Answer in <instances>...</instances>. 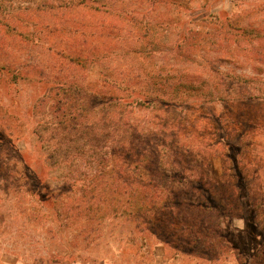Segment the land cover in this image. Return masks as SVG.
Returning a JSON list of instances; mask_svg holds the SVG:
<instances>
[{"label": "rangeland", "instance_id": "obj_1", "mask_svg": "<svg viewBox=\"0 0 264 264\" xmlns=\"http://www.w3.org/2000/svg\"><path fill=\"white\" fill-rule=\"evenodd\" d=\"M139 1L147 27L0 8V264H264V65L241 50L264 48V0ZM230 23L247 32L232 55L209 41ZM190 80L181 106L117 104ZM120 149L171 207H113L114 172L99 175L94 153ZM91 178L99 198H82Z\"/></svg>", "mask_w": 264, "mask_h": 264}, {"label": "trees", "instance_id": "obj_2", "mask_svg": "<svg viewBox=\"0 0 264 264\" xmlns=\"http://www.w3.org/2000/svg\"><path fill=\"white\" fill-rule=\"evenodd\" d=\"M132 1L133 0H29V6H31L36 11L50 12L53 15H59V14L65 15L67 13H70L76 10H80V11L87 10V11H93L95 13H100V14H110V15L115 14L119 16L122 20L136 22V25H139V26L143 25L144 27H147L146 24H148V22L143 21V20L138 21L137 16L139 15L133 14L135 12L134 10L131 11V9L133 8L131 6ZM143 1L145 0H140L139 2H143ZM154 1H158V0H151V3ZM156 3L157 2L153 3L151 7L152 9L155 8ZM168 3L171 5V0H169ZM0 8L2 9L6 8V0H0ZM171 24H172L171 22L166 21L165 25L163 23L160 26L163 28L169 29L171 28ZM224 29L225 28L222 29L223 31L221 30L217 33H213L212 36L214 37V39H210L209 41H211V46H215V45L220 46L225 49L227 54L232 55L235 53V49L228 47L226 42L227 43H230L231 41L235 43L240 42L241 38H244L247 35L246 34L247 32L240 33L242 29L237 27L233 23H230L226 30ZM117 31L119 33L123 32V30H121V32L119 30ZM192 41H193L192 35H189V36L184 37L183 43H186V47L192 48L193 46ZM200 45H202V47L205 46L204 44H201V43ZM178 46L182 47L183 45L180 44ZM146 49L148 51L150 50L154 52L158 50V48L155 46L154 41L149 42L146 45ZM241 50L242 51L248 50V52L250 53L253 52V54L261 58V60L263 59L261 64L264 65V48L249 46ZM76 60H78V58ZM4 69H5L4 67H1L0 71L2 72ZM192 81L195 82L194 80H190L189 84L179 83L180 87L184 88V91H185L184 93L182 92V93H176L174 95H171V94L160 92L154 89L153 92H157V93L150 95L151 97L149 98H147L144 95H138L137 97L132 98L131 94L119 96L117 99V104L118 105L125 104L128 106H133V105L142 106L145 103L150 102V104L162 103L165 105L168 104V106L171 104L175 106H181V105H184L188 101L191 95L195 94L191 92L192 90H194L193 87H191L192 85L191 83H193ZM154 83L158 84V82H154ZM171 86H174V84H171ZM61 90H65L64 87L54 85V86L47 88V94L52 95L54 92H57L56 96H59L60 94L59 91ZM57 104H60V103L57 102ZM63 110L64 109L61 106H58V109L55 111L63 112ZM70 114L71 115L66 114L65 118H69L68 121L71 122L74 116L72 113ZM110 137L113 138V135L111 134ZM112 138H109V139H112ZM111 146L112 145L106 146V147H111ZM97 153H100L101 155L100 158L96 156ZM97 153L96 154L94 153V160L96 163L95 166L97 167V170H100V172L104 171V174H99V175L105 176L107 172L113 171L114 172L113 180L116 179L114 180V184L115 182H117V184L115 185L116 188L112 192L113 193V197H112L113 207H117V206L120 207L121 202H126L127 203L126 207L129 209L130 207H132L133 210H131L130 212L126 211L124 213L126 214L128 213L130 216H135L136 214H140V213H149L155 208L159 207L161 203L163 204L167 203V207L172 206L175 197L171 196L169 197V199L165 198L161 200L159 197L160 196L159 191L157 189L158 185H161V183L159 184L157 181H155L154 179H150L148 175L144 174L140 168L139 161L138 163L135 162L137 163L136 170L135 172L131 173V170L129 169V165L125 159V155H124L125 150L120 149L118 153H121V155L119 154L115 155L116 156L115 159L111 158V154L108 151H98ZM113 154H116V152ZM130 154H131V148H130V151L128 152V155ZM118 158L122 162L120 163L115 162L116 159ZM112 161H114V164L110 166L111 167L110 171H106L105 169L109 168L108 166L109 162H112ZM116 164H120V165H116ZM87 184L91 185L92 188L89 190L88 188L85 189L86 182L82 186H80L81 187L80 188L81 197L88 198V199L89 198L90 199L99 198L98 197L99 193H96L97 189L94 190V184L98 186V183L96 184L95 181L91 178L87 180ZM145 184H147V186ZM169 200H171V202H167ZM160 201L161 203H159ZM205 207L207 206L201 205V208H205ZM115 209L117 210L116 212H118V208H115ZM142 232H146V229L145 230L143 229ZM223 241H226V240L222 239V242ZM224 245H225V242H224Z\"/></svg>", "mask_w": 264, "mask_h": 264}]
</instances>
